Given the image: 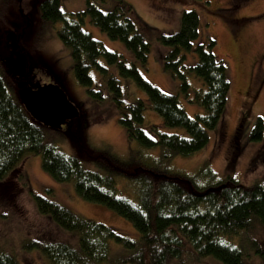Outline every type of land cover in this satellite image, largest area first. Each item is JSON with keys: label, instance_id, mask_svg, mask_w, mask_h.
Masks as SVG:
<instances>
[{"label": "trees", "instance_id": "obj_1", "mask_svg": "<svg viewBox=\"0 0 264 264\" xmlns=\"http://www.w3.org/2000/svg\"><path fill=\"white\" fill-rule=\"evenodd\" d=\"M130 14L131 7L123 0H85V9L76 14L62 12L59 0H43L38 5L42 20L61 23L57 36L69 50L74 77L96 101L101 99L100 91L93 90L89 71L94 68L107 74L110 98L127 138L143 149H160L166 162L175 156L189 157L206 146L208 132L216 128L224 112L229 90L226 66L212 54L213 39L208 38L206 43L192 49L199 23L193 11L181 14L177 32L158 37L171 48L163 60L165 72L180 80L179 88L186 101L203 111L189 117L179 106L177 95L165 93L142 79L134 65L126 66L115 52L104 48L82 29L87 18L107 38L119 41L144 63L149 43L133 24ZM190 52L195 54L196 61L185 67ZM99 58L115 66L121 77L130 78L145 93L147 104L135 99L124 105L119 81L98 63ZM187 76L200 80L204 90L194 91L190 97ZM14 79L19 83L27 81L24 86H36L24 69L20 75L0 65V182L10 180L16 184V179L22 178L24 156L37 155L42 170L53 180L71 182L79 198L103 204L129 221L138 233L137 239H130L109 226L34 196L38 212L67 234L64 239L34 244L48 264H203L207 259L222 264H245L247 250L264 264L263 185L243 183L228 175L197 191L191 187L192 177L169 176L157 169L137 167L133 173L137 188L131 198L118 195L112 178L84 169L77 158L48 143L41 130L44 126L31 119L19 102ZM146 105L161 117L165 127L182 128L187 138L163 133L154 125L149 126L153 136L147 134L142 117ZM252 134L253 139H262V118L256 119ZM199 170L214 178L207 162ZM254 232L258 240L251 238ZM244 236L243 246L231 242L234 237ZM111 244L118 246L113 252ZM15 257L0 252V264H19Z\"/></svg>", "mask_w": 264, "mask_h": 264}, {"label": "rangeland", "instance_id": "obj_2", "mask_svg": "<svg viewBox=\"0 0 264 264\" xmlns=\"http://www.w3.org/2000/svg\"><path fill=\"white\" fill-rule=\"evenodd\" d=\"M42 1L0 0V59L17 74L22 75L24 69L34 85L59 86L78 110L79 116L59 130L41 127L49 144L77 158L84 169L112 178L118 195L129 198L137 188L133 179L137 167L157 169L169 176L192 177L191 187L197 191L228 175L243 183L257 182L264 186V0H123L131 7L133 24L141 29L149 43L144 63L119 41L110 40L84 19L85 32L104 48L115 52L126 66L134 65L142 79L165 93L177 95L179 106L189 117L203 111L186 101L179 88L180 80L165 72L163 60L171 48L163 45L158 37L177 32L181 14L193 11L199 23L192 49L206 43L208 38L214 40L212 54L226 66L229 83L224 112L216 128L208 132L204 148L189 157H172L168 162L160 149H143L127 138L110 98L107 74L94 68L89 71L93 90L100 91V101L90 97L78 84L69 50L57 36L61 23H50L38 16V5ZM96 3L100 5L99 1ZM59 7L64 13L76 14L85 9V0H59ZM195 61V54L190 52L184 66L193 65ZM98 63L119 81L124 105L135 99L147 104L145 93L130 78L121 77L118 69L102 58ZM187 81L190 97L194 91L204 90L197 78L187 76ZM19 85L24 87V83ZM142 117L144 131L151 136L150 125L166 134L188 136L182 128L165 127L161 117L148 105ZM258 117L262 118L261 140L252 138ZM204 162L214 174L213 179L199 170ZM21 169L22 178L16 179V184L10 180L0 182V252L16 256L19 264H48L34 244L64 239L67 235L56 228L48 216L38 212L34 196L109 226L125 237L137 239L138 233L129 221L103 204L79 198L71 182L53 180L42 170L39 156L25 155ZM245 237H234L231 242L243 246ZM251 238L259 239L255 232L251 233ZM110 246L112 252L118 247ZM247 252L245 264H261L258 256L250 250ZM203 264L222 263L207 259Z\"/></svg>", "mask_w": 264, "mask_h": 264}, {"label": "water", "instance_id": "obj_3", "mask_svg": "<svg viewBox=\"0 0 264 264\" xmlns=\"http://www.w3.org/2000/svg\"><path fill=\"white\" fill-rule=\"evenodd\" d=\"M16 94L29 117L44 127L59 130L79 116L65 93L53 83L36 85L35 88L19 85Z\"/></svg>", "mask_w": 264, "mask_h": 264}, {"label": "flooded vegetation", "instance_id": "obj_4", "mask_svg": "<svg viewBox=\"0 0 264 264\" xmlns=\"http://www.w3.org/2000/svg\"><path fill=\"white\" fill-rule=\"evenodd\" d=\"M0 65H2L4 68L7 67V64H6V63L4 64V63L1 61V59H0ZM16 76H17V75H16ZM16 76H14V77H16ZM14 80H15V81H14L15 84H17V83H18V84H21V83H24V84H25V83H27V81H20V83H19V80H17V79H14ZM18 84H17V86H18Z\"/></svg>", "mask_w": 264, "mask_h": 264}]
</instances>
